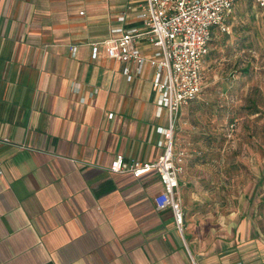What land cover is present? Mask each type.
Segmentation results:
<instances>
[{"label":"crops","instance_id":"obj_1","mask_svg":"<svg viewBox=\"0 0 264 264\" xmlns=\"http://www.w3.org/2000/svg\"><path fill=\"white\" fill-rule=\"evenodd\" d=\"M143 3L0 0V264H190L186 250L198 264H264V248L234 250L238 219L211 168L190 163L178 176L182 233L155 208L157 173L109 170L117 154L156 160L157 128L168 124L166 111L156 115L153 69L109 58L100 43L113 28L140 27ZM138 47L154 51L146 37ZM198 101L181 108L174 133Z\"/></svg>","mask_w":264,"mask_h":264},{"label":"rangeland","instance_id":"obj_2","mask_svg":"<svg viewBox=\"0 0 264 264\" xmlns=\"http://www.w3.org/2000/svg\"><path fill=\"white\" fill-rule=\"evenodd\" d=\"M249 2H238L228 30L213 35L205 64L212 83L173 135L174 147L184 152L183 172L190 163L211 168L217 185L226 186L228 210L235 213L229 216L238 222L225 225L229 232L235 225L243 240L233 243L235 251L247 249L242 257L264 248V13ZM228 31L237 37L221 39Z\"/></svg>","mask_w":264,"mask_h":264},{"label":"built area","instance_id":"obj_3","mask_svg":"<svg viewBox=\"0 0 264 264\" xmlns=\"http://www.w3.org/2000/svg\"><path fill=\"white\" fill-rule=\"evenodd\" d=\"M246 0H144L139 5L137 18L141 26L117 27L111 30L117 37L103 39L109 58L134 62L137 70L146 63L153 69L152 87L156 93V115L167 113L166 128H157L162 135L156 143L161 153L154 161H126L117 154L109 165L115 173L129 174L135 178L149 172L157 173L162 190L154 195L157 210L169 209L174 224L182 233L183 211L176 197L178 176L183 172L184 152L175 149L173 135L175 120L181 108L196 99L204 88L203 64L209 52L212 32H226L227 19L236 3ZM264 10V0H249ZM131 6L126 5L125 10ZM125 21V11L117 17ZM147 38L154 47L146 57L138 47V41ZM98 42H92L93 55ZM75 50V48H74ZM128 79V69H125ZM3 142H8L6 138ZM188 251V250H187ZM189 253V251H188ZM190 264H198L190 255ZM230 264H242L237 261Z\"/></svg>","mask_w":264,"mask_h":264},{"label":"trees","instance_id":"obj_4","mask_svg":"<svg viewBox=\"0 0 264 264\" xmlns=\"http://www.w3.org/2000/svg\"><path fill=\"white\" fill-rule=\"evenodd\" d=\"M246 70V69H245ZM203 91V90H202ZM202 93V92H201ZM254 111H256L257 112V110H254Z\"/></svg>","mask_w":264,"mask_h":264}]
</instances>
